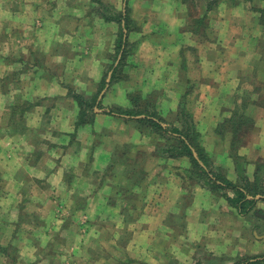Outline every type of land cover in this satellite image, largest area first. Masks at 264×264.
Instances as JSON below:
<instances>
[{"label": "crops", "instance_id": "1", "mask_svg": "<svg viewBox=\"0 0 264 264\" xmlns=\"http://www.w3.org/2000/svg\"><path fill=\"white\" fill-rule=\"evenodd\" d=\"M13 1L17 2L16 8H11L10 14L4 13L1 8ZM25 1L0 0V15L8 23L0 26V55L4 58L0 57V264H62V248L78 253L77 264H171L170 259L179 264H192L190 250H195L196 244L202 243L205 250L207 245H216L219 222L229 233L230 240L226 238V244L215 251H228L229 257L234 258L237 253L234 254L231 243L237 233L236 222L240 220L234 216L235 208L224 198L218 195L211 198L205 189L197 188L194 195H205L209 212L215 211L216 215L221 212L222 220L215 228H208L211 223H203L201 210L193 208V213L186 212L183 219L185 229L179 226L181 219L176 215L177 210L180 211L182 184L177 177L166 178L169 174L165 172L166 168L175 170L179 158L170 159L164 165L150 158L148 149L144 154L148 158L145 160L150 161L143 162L139 170L131 169L130 164L122 160L121 173L130 180L119 183L126 187L127 198H117L121 193L114 185L115 180L109 179L106 168L113 158L112 148L124 138L115 122L132 116L110 110L127 108V94L132 90L147 95L160 85L169 92L160 103L176 107L181 95L179 87L183 90L188 83L195 82L192 78L195 70H205L206 76L198 81L204 83L191 95L197 100L204 99L193 108L194 121L205 134L202 138L205 148L212 149V154L215 152L214 162H225L227 169L234 172L233 163L226 155L228 136L217 134L215 126L231 114L238 74L249 72V63L257 56L255 53L252 56L240 53L239 57L233 54L243 47L239 46L238 37L242 44L255 35H264L261 30L264 13L260 12L264 10V0L249 1L250 5H235L229 1L215 7L219 16L215 15V20L208 25L214 36L210 42H201L202 32L192 28L196 22L191 29L188 27L184 0H101L113 4L116 13H121V6L127 3L130 24L134 25L129 27L128 39L138 40L135 62L128 67L127 80L109 86V94H101L100 99L98 96L101 107H94L93 122L98 128L95 124H86L77 133H74L73 121L78 108L70 100L75 93L89 95L92 84L100 80L101 62L114 53L117 25L114 21L103 23L101 13L94 15L79 10L73 16L66 10L65 18H71L72 25L62 27L64 24L58 15L64 10L49 5L27 9L25 4L21 6ZM33 1L49 4L56 0ZM89 1L69 2L87 4ZM12 20L17 21V26H9ZM216 21L220 25L217 26ZM62 43L66 46L65 54L58 49ZM254 45H245L244 51ZM181 49L192 53L183 56V61H175L176 51ZM60 57L64 66L58 72L54 67ZM5 86H9L8 94H4ZM47 99L54 100L51 107L45 104ZM15 104H19L18 110L13 107ZM253 110L257 116V134L240 150L249 161L264 159V110ZM202 113L203 117L198 118ZM98 133H102L101 137H97ZM133 134L130 133L128 141L132 147L144 144L148 148L147 141L141 142ZM88 142L93 146L88 148ZM95 142H98L97 148ZM86 169H91V173L101 171V182L98 179L95 187L83 183ZM244 169L247 177L255 171L249 164ZM138 171L141 176H137ZM104 172L107 175H103ZM137 177L149 183L141 179L132 184ZM89 179L91 184L90 175ZM106 183H113L115 190ZM68 196L72 197L67 199ZM110 198H114V202ZM86 200L91 203L93 200L95 209L88 222L81 224L78 211L75 214L74 211L81 209L80 205ZM126 213L131 216L129 222L124 221ZM83 225L90 227L87 234H82ZM58 235L62 237L61 242L56 240ZM218 252L212 255L220 257ZM209 254L205 257L211 258Z\"/></svg>", "mask_w": 264, "mask_h": 264}, {"label": "rangeland", "instance_id": "2", "mask_svg": "<svg viewBox=\"0 0 264 264\" xmlns=\"http://www.w3.org/2000/svg\"><path fill=\"white\" fill-rule=\"evenodd\" d=\"M69 1L70 0H68V3H67L64 0H56L55 2H51L49 4L43 3V2L36 4V2L33 0H27L25 2H22L21 6L25 4L24 7L25 8L27 7V9H30V7L32 8V7H35L36 5H39V6L40 5L41 6L46 5L47 7L49 5L52 7H57L59 10H64L63 13H62V11H59V12H61V15H58V16L61 17L60 21L62 24H64V25H62V27L65 26L67 28L71 27L72 22H71V18H68V17L65 18L66 15L68 14V13H66L67 12L66 10H68V12L70 11L71 15H73V16H76L77 13L79 12V10H84V11H87L88 14H94V15L101 13L102 18H103V23L106 24V23L114 21L115 24L117 25L118 30L116 31L115 42L119 38L121 31L123 32V38L124 37H125V39L127 38L126 40L129 42V43H127L128 45L126 47L125 56H124V59L122 60V65L120 67V70L114 79H112L110 81L113 68L111 70H109V66L111 65L112 62L114 63L113 67L116 66L117 63L119 62L121 56H122L121 52H120L118 55L119 58L117 57V59H115V61H114L115 47L113 49L114 53L111 52L108 56H106L104 58V62L103 61L101 62V78L99 81H95L92 84L91 91H89L87 89L88 92H90L89 95H85L83 93H75L74 95L71 94V95H73V97H72V100H70V101L74 102V104L77 106V108H78L77 113H78L81 109V106L79 107V105L77 103L78 101L76 100V97H75L76 95H80L86 99L92 98L97 93L99 87L101 86V80L104 79L106 76V84L101 89V92L98 95L99 99H100L101 94H102V96L104 93L109 94L110 89H111L110 88L111 85L127 80L128 72H129L128 67L130 64L135 62V53H136L135 49H136V45H137L138 40L137 39L136 40L135 39H130V40L128 39V35H127L128 31H130L131 27L134 25L130 24L131 20L128 17L129 16V13H128L129 7L127 6V3H125L124 6H121L122 11H123V9L125 10V11H123L124 12V14H123L122 11H120L121 13H116L117 11L115 12L114 5L107 3V1L101 2V0H90L89 2H87V4H83V3L82 4L81 3L72 4ZM229 1H232V3H233V0H184V3L186 5V15L189 16V22H190V25L188 27L190 28V26H192V24L194 22H196L194 27H192V28L202 32L201 42L205 41V40H207V42L214 40V36H212L213 30L209 31L208 25H210L215 20V18H214L215 15L219 16V12L215 11L214 9H211V7L214 5L216 7H219L222 3H226ZM236 1L240 2V4L243 3L244 5H246V4L250 5L251 4L248 0H236ZM253 1L254 0H252V3H253ZM4 5L5 6L3 7V9L1 8V10L6 14H10L11 8L15 9L17 6V2L16 1L8 2L7 4H4ZM18 5H19V3H18ZM209 5H211V7H209ZM117 7L119 8V5H117ZM208 15H211V17L209 18ZM187 20H188V17H187ZM202 21L204 22V25L202 24ZM18 22H19V20H18ZM125 23L127 24L128 27H130L129 30H128V28H125V26H124ZM6 24L8 25V23L6 22V19L4 18V16L0 15V26H4ZM16 24H17V21L12 20V22L9 23V26H11V25L17 26ZM215 24L218 26V24L220 25V22L216 21ZM13 26H11V27H13ZM60 26H61V24H60ZM124 30H127V31L124 33ZM62 33H63V31H61V34ZM130 34H131V32H130ZM0 38H1V36H0ZM62 38H61V40H62ZM216 39H217L216 41H218L217 36H216ZM239 39L240 38L238 37V44L240 47L241 46H243V47H241V49H238V50L236 49L235 54H233V55H236L239 57L240 55H242L240 53H251V56H252L254 51L253 50L244 51L246 48L245 45H247L249 43L251 45L252 44H258L259 45L258 41L261 39L264 40V36L262 37L261 35H259V36L255 35V37L251 38L249 41H244V43L241 41L242 44L240 43ZM14 44H17V40ZM243 44H245V45H243ZM7 46H9V45H7ZM64 47H66V46L63 43L61 46L59 45V47H58L60 52L63 54H65ZM42 52H43V50L41 51V53ZM176 52H177L178 57L175 58V61H180L182 55L186 56L190 52L192 53V51L189 49H185V50L181 49V50L176 51ZM0 57L3 58L2 55H0ZM100 57H101V54H100ZM242 57L243 56H241L240 58H242ZM60 59H59L60 60L59 64H57V66L54 67L56 71L58 70V72H59V69L61 70L62 67L64 66L63 58L60 57ZM255 64H256V61L254 58L253 60L250 61L249 65H251V67H253ZM52 66H55V65H52ZM263 69L264 68H262V70ZM259 70L261 71L260 67H259ZM190 73H192V72H190ZM206 73L207 72L205 70H201V69H199V71L195 70V73H193L192 76H194V77H192V78L195 80V82L188 83L190 85L189 87L191 89H193V91H194L193 93H195V91L197 90V86H200L204 83V82H198V81L202 80L203 79L202 76H206ZM206 78H209V77H206ZM90 80L92 81V79H90ZM170 83H173V82H170ZM107 84H108V86H107ZM216 84H219V83H216ZM173 86L174 85H172V87ZM219 87L221 88L222 85L219 84ZM5 88H6V90H4L5 91L4 94H8L10 92L8 90L9 86H5ZM139 89L141 90V88H139ZM174 90H175V86H174ZM129 93H133V94L139 93L141 95V102L145 103L143 109L145 107H147L146 110H148L149 112H155L157 115L161 116L168 123V124L166 123V125H169L171 123H175L176 118H179V119L182 118L181 112H178L179 103L181 101V98H178V102H177L176 107H173V105L170 107L168 104L166 105L162 102L160 103V101H161L160 99L164 97L163 95L164 94L167 95L169 93L168 91H165V87L163 85H160L159 88H157L155 92H150V93H153L152 95L154 96L152 102L150 100H148L149 97H146L148 94L142 95L138 90H132ZM128 94H127V98H128V105L129 106L125 109H129V108L133 107ZM171 94H172V92L170 93V95ZM187 98H189L188 103L190 105V111H191L192 117L194 119V113H193L194 109L193 108H195L198 101H204V99L200 100L198 98V100H197V99L191 98V93H190V95L187 96ZM44 102L47 106L51 107L52 102H54V100L53 99H47V100H44ZM108 102L109 101H106V103H108ZM100 104H101V101H100ZM198 104H199V102H198ZM67 105L68 104H66V106ZM18 106H19V104H15L13 107H15L16 110H18ZM26 106H28L27 103H26ZM28 107H31V106H28ZM100 107H98V108H100ZM136 109L139 110L140 108H136ZM85 110H88L90 112H92V111L94 112V108H90V109L86 108ZM228 112L230 113L229 109H228ZM77 113H76V115H77ZM203 115H204V113L199 114L198 118L203 117ZM230 115L231 114H229V116ZM141 116H143V115L133 116L131 119L130 118H127V119L120 118V119L116 120L115 127L120 128L121 135L124 137L123 138L124 142L122 140L119 143H117V145L114 146L115 149L112 148L111 152L114 151L112 154L113 155L117 154L118 160H120V158H121L124 161V159H125V161H127L130 164L131 169H133V170H135L136 168L139 170V168H141L143 162H149L150 161V159L148 161L145 160V159H148L145 157V154H146L145 150L147 151L148 149H149L148 151L151 152L150 154H148V156H150V158L153 157V158L159 160V162L163 163L164 165H167V161L170 159L179 158V165H177L175 167V170H171V169L169 170L168 168H166V171H165L166 173L169 174L166 178H168V177H171V178L173 177L175 179L178 178L180 184H182L180 190H181V193H183V195L180 197V199L178 201V207H179L180 211L177 210V215H176L178 220L181 219L180 220L181 223L179 224V226H181L184 230L185 226L182 224H183V219L185 218L186 212L193 213L191 211L193 208H199L201 210L202 222L203 223L210 222L211 225H208V228H211L213 226L215 228L217 226L216 224L218 223V221L222 220L221 212H219L218 215H216L215 211L212 213L209 212L210 208L208 207L209 204L207 202V199L205 198V195L204 196L194 195V190H196L197 188H203V190L205 189L204 191H207V193L209 194V196L211 198H213L217 195L219 196V194L211 191L209 188L210 187L209 185L202 186L201 184L197 183V181L200 179H198L194 173L192 175L189 174V172H190L189 169L191 167V164H190V160L187 156L172 157V156H169L168 153L162 152V148L164 149V145L162 144V142H164L165 140H164V138H155L154 139V137L148 135L147 131L150 130L149 129L150 126L142 128L144 130L141 132V130L136 127V124L138 122L134 120V119L140 118ZM75 118H76V116H75ZM94 118H95V115H94ZM94 118H93L91 123H87V124H92V125L95 124V127L98 128L97 123L93 124V122L95 120ZM75 122H76V119L73 121V125H74L73 128H74V133H77V131L80 128H83L84 125H81L78 127L75 125ZM181 122L184 124V126H188V124L184 123V121H182V119H181ZM98 123L101 124V122H98ZM115 127L110 128V129L114 130ZM215 127H217V129H219V126L216 125ZM133 129H135L136 133L134 131L132 132ZM195 129L199 134V138H198L199 142H197L195 139H193V142L196 141L197 143H199L200 147L203 149V152L207 155V165H208L209 169H211L212 171H215L217 173L224 172V176L226 178L233 179L231 181H237V180L239 181L240 176L242 177V175L244 174V170H245L244 166L245 165L249 164V165L253 166L255 169V164H257V162H260L261 164L264 163V159H257V160L253 159V160H255L253 163H252V161H253L252 159L250 161L248 159H245V156L240 153L241 152L240 150L242 149L241 148L242 146H241L237 151V154L239 155L240 159L235 161L233 159V157L229 156L228 151H227L226 155L230 158L231 161H233L232 163H233L234 169H235V166H239L242 168V170L243 169L244 170H243V172H241L240 170L239 171L235 170L234 172H231L227 169L225 162H222L220 164H217L214 162V160L217 159L215 152H214V154H212L213 153L212 149L207 150L205 148V145H204L205 141H203V139H202L203 135L205 136V134H203V132H201L197 128L196 122H195ZM250 131L251 130L249 128V132L244 133V135L247 134L244 142L250 141L257 134L256 132H253V131L250 132ZM130 133L131 134L134 133L133 134L134 137H136V135H137L138 139H140L139 141H141V142L147 141L148 142V145H147L148 148H146L144 146V144H140L136 147H132L131 143L128 142V141H130L129 140ZM188 133H189V131H188ZM1 134H2V132H1ZM101 134L98 133L97 137H101ZM156 139H159V140H156ZM97 143L96 142L94 143L95 147H96ZM159 143H161V144L158 147H156ZM241 144H243V141L242 142L240 141V145ZM90 146H93V145H91V143L88 142L87 147L89 148ZM116 148H118V149H116ZM228 150H229V145H228ZM121 152L124 153V155H123L124 157H119ZM152 153H153V156H151ZM194 154H196V153L194 152ZM252 156H253V154L251 153L249 155V157L252 158ZM91 157L93 158V156H91ZM213 162H214V164H213ZM111 163H112L111 169L108 168L111 165L110 163H109L110 165H108L106 168V170L109 172V179L111 181L115 180L114 183H117V182L118 183H126L127 180H129V179L126 180V178L123 177L124 175L121 173V170L123 169V165L121 164V162H117L116 160H112ZM106 170H105V172H106ZM105 172L103 173V175H107ZM258 173H259L258 176H259V180H260L259 186H261V188L257 187V188L251 189L252 192H259L258 195H256V198L259 196L264 197V166L260 167V170ZM85 174L86 175L84 176V179H83V183H85V185L88 184V186H94L95 187L96 183L99 181L98 179H100V182H101V171H96L94 173H91V169H86ZM138 174H139V176H141V172L138 171ZM89 175L91 178V184L89 183L90 182ZM228 175L230 177H228ZM245 177H247V176H245ZM254 177L255 176H254V172H253V175L251 177H247V179H248V181H250V183H254V180H255ZM166 178H164V179H166ZM141 179H142L141 177L138 178V181L143 180L145 183H149L145 180V178H143L142 180ZM124 181H126V182H124ZM160 183L162 184V182H160ZM106 185H108L111 189L115 190V186H114L115 184L113 185V183H111V184L106 183ZM129 186H131V185H129ZM227 193L229 195L233 194L230 190H228ZM71 197L68 196L66 198L69 199ZM90 197L92 199V196H90ZM89 203H91V202H88L87 200H86V202L84 201L80 205L81 209L78 210V208H76V211H74V214L78 211L77 214L79 215L78 218H80L79 221L81 224H86V221L89 218V216L91 215L92 210L95 209L93 200H92L91 204H89ZM70 205H72V203ZM75 207H77V206L75 205ZM92 207H93V209H92ZM255 208L260 210V211H258V212L253 211V212H250V213L245 214V215H240L234 209L232 210L233 212H235L234 216L238 220H240V221L236 222V226H238L237 228L235 227L237 229V233L235 235H233L234 242L231 243V246L233 247V250L235 251L234 254L237 253L234 258L231 259L229 257V255H231V253L228 251H226V253L215 251V248L219 249L220 247H223L226 244V238L229 239L228 238L229 233L228 234L226 233V229L221 227L220 222H219V225L216 229V232H217V238L215 239V243L217 242L216 245H207L208 249L205 250L202 243L196 244L194 246L195 250H193V249L190 250L191 254H193L192 256H193L194 263H192V264H233L234 262H236L242 258L264 254V236H262V234H264V201L258 200ZM79 212H80V214H79ZM64 214H66V213H64ZM124 216H125L124 221L129 222L128 219L131 218V216L127 213ZM82 229H83V230H81L82 234H84V233L87 234L90 227L83 225ZM228 231H229V227H228ZM234 231H236V230H234ZM56 240L58 242H61L62 237H60L58 235ZM34 244L36 245L35 246L36 247L35 254H36V256H38V252H39L38 246H37L38 242L36 241ZM62 250H63V252H62L63 254L61 255V260H63L62 264H77V260L75 258L77 257L78 253L76 251H74L73 249L69 250V249H64V248H62ZM32 252H34V251L32 250ZM214 252H218L217 254H219L220 257H214L212 255V253H214ZM208 253H210L209 255H211V258L205 257V255ZM239 253H242V254L238 255ZM209 255H207V256H209ZM170 263L171 264H179L174 259L173 260L170 259ZM262 264H264V262Z\"/></svg>", "mask_w": 264, "mask_h": 264}, {"label": "trees", "instance_id": "3", "mask_svg": "<svg viewBox=\"0 0 264 264\" xmlns=\"http://www.w3.org/2000/svg\"><path fill=\"white\" fill-rule=\"evenodd\" d=\"M248 1L252 3V0ZM237 3L240 2L233 0V4L236 5ZM209 7H211V5H209ZM212 7L211 9H214L216 6L214 5ZM260 12L264 13V10L261 9ZM263 23L264 22H261V25H263ZM202 24L204 25L203 21ZM124 26L129 30V27L126 23L124 24ZM261 30L264 31V26L261 27ZM120 33L121 34L119 38L115 42L114 61L115 59H117L120 52L122 56L116 66L113 67V62L109 66V70L113 68L110 81L117 76V73L119 72L120 67L122 65V60L125 56L126 47L128 45L127 43H129L126 40L127 38L125 40L123 39V32L121 31ZM261 36L263 37L264 35L262 34ZM258 43L259 45L255 44L254 47L251 48V50H253L254 53L257 54V56L255 57L256 64L251 67L252 69H249V72L245 74H238L239 82L237 88L235 89L237 92H234L235 94L232 98L233 103H235L231 110V115L228 118L221 120L218 124L219 129H217V134L228 136V154L229 156L233 157L235 161L240 159L239 155L237 154L238 149L246 143L244 141L247 134L244 135V133L249 132V128L251 131L256 132L255 120L257 116L255 117L256 113H254L253 108L255 110H258L260 108L264 110V69L262 70L261 68H264V40L261 39L258 41ZM184 58L185 57H183L182 55L180 60L183 61ZM259 63L261 64L260 66ZM258 66L260 67L261 71L259 70ZM105 84L106 76L104 79L101 80V86L92 98L86 99L80 95L75 96L76 100L78 101L77 103L79 107L81 106L80 111L76 115V126L79 127L81 125H85L87 123L92 122L95 112H90L85 109L94 108L95 106H101L100 100H98V95L101 92V89L105 86ZM179 90H181V101L179 103L178 112H181V119L182 121H184V123H187L188 126H184V124L181 122V119L179 118H176L175 123L166 125L167 122L161 116L157 115L155 112H149L148 110H146L147 107L143 109L145 103L141 102V95L139 93L128 94L133 107L124 110L118 108L116 109L117 111L110 110V112L113 111L119 114L132 117L137 115H143L140 118L134 119L138 122L136 124V127L139 128L142 132L144 130L142 128L150 126V130L147 131L148 135L154 137V139L164 138L165 141L162 142V144L164 145V149L162 148V152L168 153L169 156H187L191 164L189 174L192 175L194 173L196 177L200 179L197 181V183L201 184L202 186L209 185L211 191L216 192L219 194L220 197H223L227 201V203L231 207L235 208L237 213L240 215H245L253 211H260L255 208L256 203L258 200L264 201V197L259 196L256 198V195H258L259 192H252L251 189L257 187L261 188V186H259L260 180L258 172L260 170V167L264 166V163L261 164L260 162H257V164H255L254 183H250V181H248L247 177H245L244 174L242 175V177L240 176L239 181H231L226 178L224 174L217 173L209 169L207 165V155L203 152V149L200 147L199 143H197L199 142V134L195 129V122L190 111V105L188 103L189 98H187V96L190 95V93L192 95L194 91L189 87V85H187L185 89L183 88V90L181 89V87H179ZM152 94L153 93H150L146 96L149 97L148 100H150L151 102L154 97ZM253 95L256 96L252 97ZM237 99L240 100L239 103H237ZM136 108L140 109L137 110ZM193 139H195L197 142H193ZM240 141H243V144L240 145ZM160 144L161 143H159L156 147H158ZM194 152L196 154H194ZM123 155L124 153L121 152L119 157H124ZM112 160H116L117 162L123 163V159H117V154L113 155ZM110 164V166L108 167L109 169H111L112 166V163ZM235 170H240L241 172H243L244 169L242 170L241 167L235 166ZM135 181H138V177L135 178V180H132V184H134ZM115 186H117V191L121 193L119 196H117V198L122 200L126 199V187L119 184L118 182L115 183ZM226 190H230L233 194L230 196ZM129 197L131 198L133 196ZM110 200L114 202V198H110ZM263 262L264 254H260L252 257L242 258L234 262L233 264H262Z\"/></svg>", "mask_w": 264, "mask_h": 264}]
</instances>
